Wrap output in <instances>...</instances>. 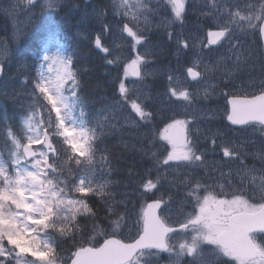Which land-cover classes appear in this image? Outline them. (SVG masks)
Listing matches in <instances>:
<instances>
[{
	"label": "rangeland",
	"instance_id": "374dc122",
	"mask_svg": "<svg viewBox=\"0 0 264 264\" xmlns=\"http://www.w3.org/2000/svg\"><path fill=\"white\" fill-rule=\"evenodd\" d=\"M33 1L34 0H31L30 3ZM57 4L62 5L63 0H40V2L35 5L38 12L41 14V23L45 22L50 27L54 26L53 15L57 9ZM121 5H123V3H121ZM14 6L13 0H3L2 2L3 13L10 18L13 26V39L16 38L22 25L21 20H18L20 17L12 13ZM110 8L108 10L109 16H115V19H117L118 15L111 14ZM8 11L10 15L7 14ZM92 13L98 17L99 11H94ZM107 27L109 29L104 30L103 34L107 36L109 41L114 43V46L110 44L114 54L113 57L123 69L121 82L117 85L119 102H125L135 120L143 118L142 108L139 102L142 104L145 102L149 104V99H153L165 113L164 119L166 124L163 125L165 126V130L163 132L161 131L163 140H160L161 132L153 137V139L157 140L161 145L160 150L162 157L159 161V166L162 168L161 170L164 169V174H173L177 172V174L180 175L176 169L189 167L197 170L198 164L203 165L200 166L201 170L210 168V170L207 171H215L216 174L226 170L238 169L235 164H233V150L229 148L230 146L225 144V142L219 147L221 150H219L217 157H210L212 152H210L207 147L202 148V153L209 161L203 163L205 160L197 153L198 149H196L195 141L200 138L201 140L199 142H201L210 132L213 138L220 134L218 130H213L212 126H208L210 119L208 118L207 112L211 110L212 113L210 118L212 120L216 122L222 121L225 113L226 94L240 93V91L247 92L251 91L252 88L254 91H259V89H256V86H254L256 82L258 81L259 85L264 84V81L258 80V78L262 80V76L257 75H262V72L255 67L258 60H261V57L257 53L258 48L255 47L254 51L251 52L253 57L244 55L246 50L242 49L238 44H233V46L224 51H214L211 48L218 47L217 44H215V42L210 43V41L205 38L203 39L205 48H203L209 55L201 51L199 52L200 56L187 61L186 64L172 66V68L164 70L155 64L156 60L154 59V57H157L159 49L165 46L162 40H159V42L153 39L148 41L146 37H144L146 33L143 34V36L139 34L141 31L135 33V36L132 38L123 39L116 21L110 22ZM175 39L173 45H170V47L173 46V49L170 50L174 52V57H177V53L180 49L178 48L176 50V48H174ZM224 40L228 42L231 41L232 38H229L226 34ZM10 46L14 48L15 43L12 42ZM198 49H200L199 46ZM0 51L2 52L1 54L7 52L3 51V48H1ZM196 51L197 47L194 49V52ZM234 52H236V54H234ZM159 53L161 54L160 57L167 55L163 54L162 51ZM146 57H149V59ZM253 62L254 66L250 64ZM19 65L20 63H16L14 66L18 67ZM189 66L202 74L203 78L200 82L194 84L187 80L185 71ZM38 70L44 88L47 91V97L51 99V104L55 106L54 110L59 116L61 126L59 127V133L56 134L54 122L50 112L45 108V105H43L42 110L32 112L29 117L21 121L25 138L31 145L36 146L37 157L31 162H26L23 159L20 152V141L13 139L11 134L8 133L11 138L12 147L7 149L6 154L11 159L15 171L16 183V192L13 193V198H11L12 203H10L12 205L8 204V206H15L16 210L14 207L11 209L5 207L2 202L1 206L5 208V211L0 210V238H2L4 229L6 238H8L13 245H17L15 239L19 240L20 235H26L29 237L28 239L30 241L29 244L20 242L16 247L19 249V252L24 255L23 257H12V259L6 261V264H61L63 259H68L69 255L60 256L61 258L53 257L54 252L51 250V242L41 235L40 227L42 223H39L42 221L43 217H47L51 221L48 226L60 227L61 225H68L67 223L75 216L77 217V215L83 211L84 207L81 201L74 198L76 196H64L63 193H65L66 190L65 184L70 185V183L63 181L62 176L58 174V168L56 167L58 165H56L54 161L48 160L41 148L43 140L42 135L46 132L44 130H49V133L55 138L59 149L67 153L69 158L73 157L74 161H76L78 157L75 153H79L80 151L78 123L76 119L72 117L73 115L70 111L72 110V101L70 100L72 86L71 82L70 85H68L70 80L64 54L55 42H52L50 46L43 51ZM216 70L219 72L218 75L214 73ZM228 70H236V72L234 75L232 74L230 76L227 72ZM255 72L257 76H254ZM236 73L238 74L236 75ZM163 75L165 77V92L156 94L153 90L154 84L157 79H162ZM217 80H219L218 87L212 86ZM145 82L146 85L143 87ZM130 93H134V97L132 96V99L129 101L127 96H130ZM205 114V118L209 120H199L200 125L195 126L199 117ZM178 129L185 131L187 134L186 143L188 146L184 150L175 148L177 143H175L174 140L172 142L175 145H171L170 143L171 133H175ZM222 132L226 134L227 130L222 129ZM238 142L246 143V139L240 138ZM211 146L214 148L216 147L214 144ZM155 151L158 152V150ZM225 155L228 156L224 157ZM3 169L4 163L0 156V184L2 188L3 182L6 183V179H4V181L1 179L2 174L4 176ZM42 170H46L45 174L47 175V180L41 187L43 180L41 175ZM71 172L73 173V168ZM209 176V173H199V177L201 178L206 179V177ZM159 177L164 181V184H162L164 189L169 188L167 191L173 193L175 191V186H170L168 183L172 182L174 178H163L162 173L159 174ZM61 182L62 184H60ZM187 184L188 183L184 184V186H187ZM209 185L210 184H208V186ZM197 186L201 187V184ZM123 190L125 191L124 188ZM193 190H196L195 187ZM7 194L9 195L10 191ZM186 195H188V192ZM211 201L212 199L209 198L206 202H199L196 206L191 208L190 213H197L200 215L201 213L208 212L207 220H214L217 210L211 208ZM185 213L189 214L186 211ZM8 219L12 220L13 227L18 226L21 229H18L16 238L10 236L8 233V230L10 232V229L13 228L12 224L7 223ZM193 219L194 216H191L187 218V220H182L181 222H189ZM132 224L133 222L131 220L130 225ZM133 227L134 226H129L125 230V233H122V236L133 239L135 237H133ZM214 227V225L208 223L190 228L196 231V233L194 235L188 234L186 240H181L178 243L180 251L177 254L181 255V257L177 260L172 259L173 261L169 264H181L182 260H185L184 258L188 256L192 258L200 257V259L209 257L210 259L213 257L214 252L218 258L222 259L224 256L223 252V255L218 251L216 252L214 246L216 245L214 236L218 231V229ZM259 249V258L249 264H264V245H261ZM48 254L50 255L47 256ZM0 259H3V257H0ZM148 261L149 260H146L144 256V258H140L139 264L144 262L147 264ZM132 264H138V261L135 260Z\"/></svg>",
	"mask_w": 264,
	"mask_h": 264
},
{
	"label": "trees",
	"instance_id": "16d2710c",
	"mask_svg": "<svg viewBox=\"0 0 264 264\" xmlns=\"http://www.w3.org/2000/svg\"><path fill=\"white\" fill-rule=\"evenodd\" d=\"M2 2L3 0H0V39H3L1 35L4 31V25L7 29L9 27L8 23H4L2 20ZM260 3L261 0H216V27L233 26L239 32L249 33L248 35L255 39L257 36L256 25L264 15V8L260 7ZM148 4L151 6L152 16L135 12L133 18L125 17L124 21L131 23V20L134 19L135 27L139 28L142 33H146V38L159 42L166 17L159 15L163 10L161 0L139 1L137 3L138 6H144V8H147ZM99 7L102 9L100 11H104L99 1L94 4H85L84 0H70L69 6L63 8V15L59 16L61 20L59 38L65 46L64 50L73 75L71 86L72 93H75L73 100L77 108L74 109V114L80 120L81 137L95 142V150L87 146V149L90 150L87 152L89 153L88 156L92 160L98 150H102L107 155L105 161L108 165L102 164L101 167L105 172L92 186H110L112 188V192L108 191V193L113 194L118 199L116 203L119 206L116 208L121 210V219L122 216L130 217L133 197L129 196L128 192L137 191L138 185L141 184L140 180H143L142 172L152 169L157 160L152 153L157 146V140H151V137L161 131L162 123L160 122L163 121V116L160 112L154 111L151 118L144 117L141 119L140 125L142 126L133 128L127 123V113H122L118 107H115L117 85L121 82L123 69L120 65L114 64L107 54L102 53V50L95 43L96 36L103 34V31L108 29V14H104L106 16L104 17L99 13L97 17L92 13L99 11ZM237 11L249 18L241 20L235 15ZM196 16L201 19L188 20L189 16H187L181 28L183 29L186 24L190 27H195L197 24L210 26L209 21L203 18L206 15L202 14L201 11L198 10ZM176 23L178 22L176 21ZM29 35L27 29L24 33L23 48L13 56L14 59L17 58L18 61L25 62V64L22 67H14V70H8L4 80L0 82V144L3 143V147L9 146L4 140V132L9 129L17 134L20 118L23 115L28 117L31 111L42 110L43 105L52 115L54 126L56 125L55 133H59L56 128L60 120L47 97L40 76L35 71L36 59L40 55L45 41L40 42L36 54L34 45L37 40L31 37L28 39ZM255 41L259 44L258 36ZM102 109L108 114L116 116H110L113 123L106 125L105 122L102 124L93 121V119H98L97 114L102 112ZM116 110L117 113H113ZM18 136L22 137L21 133ZM82 156L79 154L78 158ZM4 179H6V183L3 182V205L9 208L8 204L12 203L11 198L16 192L14 173L11 168L6 170L3 181ZM9 191L10 194L8 195ZM94 191L93 195L100 194V190L94 189ZM91 202H93L94 214L86 226V230L90 232L95 230L97 222L101 221L99 224L103 227L102 232L107 235L110 233L111 227L106 223H111L113 210L109 211L107 209L108 203L102 205L103 201L98 198ZM3 211H5L4 207ZM11 224L13 227V223ZM83 224L85 221L79 219L77 223L67 227L66 236L54 240V252L58 256L71 255L77 248L90 243V238L84 234L85 227H82ZM17 231L18 227L15 226L10 229V234L17 233ZM95 235L93 233L90 236L94 237Z\"/></svg>",
	"mask_w": 264,
	"mask_h": 264
},
{
	"label": "flooded vegetation",
	"instance_id": "af4514ba",
	"mask_svg": "<svg viewBox=\"0 0 264 264\" xmlns=\"http://www.w3.org/2000/svg\"><path fill=\"white\" fill-rule=\"evenodd\" d=\"M263 79V76L262 80L258 78L260 81H264ZM254 86H256V89H259V91H254L252 88L251 91H247L250 92L249 94L244 95L254 96L264 93V84L259 85L257 81ZM208 126H212L213 130H218L220 134L214 138L211 136V132L207 134L201 141L202 148L207 147L208 150L212 152L210 157H217V148L219 147L212 148L210 145L214 142H225L233 150L232 152H234L232 158L241 163L245 162V168L226 170L218 174H216L215 171L196 170L194 172V179L197 181L206 180V182L210 184L209 186L201 185V187L190 186L188 184L187 186H184V184L187 183V180H185L186 176L183 174L184 171L181 170L179 176L180 185L175 187V191L173 192V195H171L172 198L176 199L178 208L181 210V215H179L176 206L170 205L169 207L164 208L163 211L161 208L160 217L163 223L169 226H173L175 223H180V225L187 224L190 227H194L210 223V225H214V228L218 229L215 234L216 236L223 230L224 225L233 215L253 213L264 205V195L260 187L263 178H261V182H258L256 179V170L253 168V161H261L262 159L260 157L263 155L264 151L261 145L262 128L260 126L250 124L241 128H234L231 129V133L229 134H223L222 129H225V127L224 125L221 126L218 124V122L210 121ZM174 137V133H171L170 139H174ZM240 138L246 139V143H239L238 139ZM197 140L200 141L201 139L198 138ZM247 165H249V167H247ZM199 173H209L210 176L206 177V179L201 178L199 177ZM190 177L191 176H189V178ZM194 187L196 190H193ZM187 192L188 195H186ZM209 198L212 199L211 208L217 210L214 220H207L208 212L201 213L200 215L197 213H190L191 208L196 206V204L199 202H206ZM183 210H189L187 212L189 214L184 213ZM191 216H194L193 220L184 223L181 222L182 220H187V218H190ZM191 234L194 235V232ZM185 264H197V262H194L193 259L188 257Z\"/></svg>",
	"mask_w": 264,
	"mask_h": 264
},
{
	"label": "water",
	"instance_id": "95a60500",
	"mask_svg": "<svg viewBox=\"0 0 264 264\" xmlns=\"http://www.w3.org/2000/svg\"><path fill=\"white\" fill-rule=\"evenodd\" d=\"M175 6H179L180 0H173ZM125 30H128L125 28ZM127 36L131 34L124 32ZM220 35L217 36V39ZM260 38L264 51V20L260 26ZM190 78L195 77L193 72H189ZM196 78V77H195ZM230 114L227 122L235 125H242L248 122H258L264 124V94L254 99H231L229 100ZM45 149L52 147L49 137L45 135L43 143ZM54 154V152H47ZM23 154L27 160H31L35 153L30 146L23 147ZM152 205L145 211V222L143 225L144 234L132 244H122L115 239L107 240L100 249H85L78 251L71 264H123L135 255V253L145 247H160L165 234L155 228V220L151 215ZM230 227H226V233L218 237V244L232 252L241 260H249L256 255L252 243L248 236L255 230H264V208L257 214L246 216L242 219V224L234 228L233 233H229Z\"/></svg>",
	"mask_w": 264,
	"mask_h": 264
},
{
	"label": "bare ground",
	"instance_id": "6f19581e",
	"mask_svg": "<svg viewBox=\"0 0 264 264\" xmlns=\"http://www.w3.org/2000/svg\"><path fill=\"white\" fill-rule=\"evenodd\" d=\"M2 20L4 21V23L7 22L9 27L7 29V28H5L6 26L4 25V31L2 32L3 34L1 35V37L3 36V39H0V49H1L2 44H3V46H4V44H11L15 40V39H13V26H12V23L10 21V18L6 14L3 13V19ZM162 53L163 54H167V55H163L162 57H160L161 54L158 52L157 53L158 54L157 57H154V59L156 60L155 64L159 68H163L164 70H166V69L170 68V64L169 63H170V59H171V56H172V51L170 50L169 45H165L163 47ZM21 65H23V64H20L19 66H21ZM207 170H210V168L207 169ZM142 173H143L142 176H144L145 175V170ZM196 184H201V185H204V186H208V183L206 182V180H199V181L195 180L194 183H192L190 186H194Z\"/></svg>",
	"mask_w": 264,
	"mask_h": 264
},
{
	"label": "clouds",
	"instance_id": "9594fccd",
	"mask_svg": "<svg viewBox=\"0 0 264 264\" xmlns=\"http://www.w3.org/2000/svg\"><path fill=\"white\" fill-rule=\"evenodd\" d=\"M260 7L264 8V0H261ZM235 15L238 16L241 20L249 18L239 11H237ZM13 255H20L19 249H17L15 245L11 244L10 242L6 244L5 239L0 238V257H3V259H0V264H6V261L12 259ZM143 255L144 254L141 253V256ZM139 260L140 257H137L138 264Z\"/></svg>",
	"mask_w": 264,
	"mask_h": 264
}]
</instances>
